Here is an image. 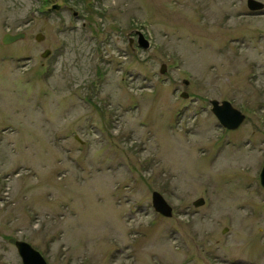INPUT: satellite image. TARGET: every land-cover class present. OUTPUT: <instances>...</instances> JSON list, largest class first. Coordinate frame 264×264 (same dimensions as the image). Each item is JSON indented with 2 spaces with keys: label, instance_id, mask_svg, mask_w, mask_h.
<instances>
[{
  "label": "rangeland",
  "instance_id": "obj_1",
  "mask_svg": "<svg viewBox=\"0 0 264 264\" xmlns=\"http://www.w3.org/2000/svg\"><path fill=\"white\" fill-rule=\"evenodd\" d=\"M263 165L264 9L0 0V264L16 240L48 264H264Z\"/></svg>",
  "mask_w": 264,
  "mask_h": 264
},
{
  "label": "water",
  "instance_id": "obj_2",
  "mask_svg": "<svg viewBox=\"0 0 264 264\" xmlns=\"http://www.w3.org/2000/svg\"><path fill=\"white\" fill-rule=\"evenodd\" d=\"M248 8L251 11H260L264 9V3L260 0H247ZM60 8L59 4H53L51 9L57 10ZM76 14V13H75ZM138 34L137 44L144 48L148 49L150 47V42L144 37V35L139 31L135 30ZM26 37V33L19 32L16 34L6 33L3 36L4 44H11L18 40H21ZM37 41H42L44 35L38 33L36 35ZM134 41V38H131V43ZM51 53L50 49L45 50L42 54V57H47ZM161 73L166 72V65L163 64L160 70ZM185 83H188L185 80ZM182 97H187L188 94L183 92ZM211 111L217 117L219 123L226 129L235 130L238 129L246 120V114H244L240 109L236 108L229 100L219 101L218 99L210 100ZM260 182L264 187V165L260 173ZM152 203L154 209L166 217H171L173 214V207L169 204L166 198L159 192L153 191L152 193ZM205 203L203 197L198 198L195 202V206H201ZM227 230V228H226ZM19 255L21 256L23 264H48L44 256L34 248L30 243L24 240H17L15 242Z\"/></svg>",
  "mask_w": 264,
  "mask_h": 264
},
{
  "label": "trees",
  "instance_id": "obj_3",
  "mask_svg": "<svg viewBox=\"0 0 264 264\" xmlns=\"http://www.w3.org/2000/svg\"><path fill=\"white\" fill-rule=\"evenodd\" d=\"M82 1V0H81ZM86 7L88 8V4H87V2H86Z\"/></svg>",
  "mask_w": 264,
  "mask_h": 264
}]
</instances>
